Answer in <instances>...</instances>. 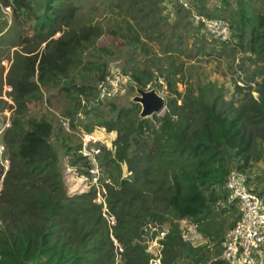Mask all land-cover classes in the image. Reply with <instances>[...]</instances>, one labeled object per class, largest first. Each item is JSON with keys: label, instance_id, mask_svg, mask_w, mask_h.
Here are the masks:
<instances>
[{"label": "trees", "instance_id": "1", "mask_svg": "<svg viewBox=\"0 0 264 264\" xmlns=\"http://www.w3.org/2000/svg\"><path fill=\"white\" fill-rule=\"evenodd\" d=\"M156 1L113 0L119 8L117 16H130L134 22L123 18L107 30L101 22L85 19L80 4L71 0H0V44L21 46L14 51L4 78L11 88L12 104L2 97L0 85V118L5 109H13L3 136L10 148L9 155L4 151L10 165L0 171V264H117L115 241L123 247L121 264H150L149 241L158 233L150 226L167 231L161 242L162 264L210 260L203 246L184 238L182 220L194 222L217 246L211 264H228L221 257L225 227L217 208L228 202L226 183L231 172L245 173L264 156V13L257 14L250 0H223V6L232 9L229 16L237 38L233 50L259 54L263 62L257 96L236 83L235 92L227 98L225 87L200 77L179 90L175 73L180 68L174 61L180 53L210 58L214 50L195 44L190 52L192 11L173 0H161L177 6L179 14L173 23L179 33L169 35L174 42L166 41L162 34L168 20L157 12ZM7 7L10 24L3 12ZM197 27L205 32L202 24ZM28 30L33 34L28 35ZM105 32L124 38L129 54L150 53L153 41H159L164 55L156 50L142 63L131 57L122 69L141 85L156 72L165 75L164 116L142 117L139 103L112 102L122 98L118 97L84 108V118L76 119L81 96L95 95L97 82L111 67L109 60L116 50L96 44ZM53 89L64 92L72 103L62 115L71 118L74 129L94 131L98 124L117 132L113 147L102 146L99 156L107 214L114 216V225L105 216L103 204L94 200V186L76 197L68 193L65 164L54 141L61 146L66 165L87 173L82 166L89 160L81 152L78 135L63 127L62 115L29 112V102L39 101L45 90ZM103 104L109 109L100 108ZM108 111L114 115L107 117Z\"/></svg>", "mask_w": 264, "mask_h": 264}, {"label": "rangeland", "instance_id": "2", "mask_svg": "<svg viewBox=\"0 0 264 264\" xmlns=\"http://www.w3.org/2000/svg\"><path fill=\"white\" fill-rule=\"evenodd\" d=\"M74 1L76 4H80V14L87 15L85 19H91L90 23L97 24L101 22V24L108 30L109 24L117 25L118 21L127 18L129 21L134 22V20L130 16H120L119 8L113 4V0H71ZM251 5L255 8L256 13L263 12L264 13V0H250ZM192 8L197 13H201L205 16L208 13H212V16L223 17L226 18L232 23L231 16H229V12L232 11L231 7L223 6V0H190ZM98 4V5H96ZM113 4V5H112ZM154 6L157 8V12L160 11L163 16H167L165 20H168L165 25L164 29L166 34H162L163 38L167 41L168 39L171 42H174V38H169V35L177 37L178 30H176L177 26H174L173 23L179 17L177 15L176 7L174 5L168 6L162 3L161 0H158L154 3ZM191 10V9H190ZM239 10V8L234 9ZM192 11V10H191ZM4 14H7L9 19V24L11 23L10 19V12L11 9L9 7L4 8ZM157 14V13H156ZM186 17H183V20ZM82 19H77L79 22ZM165 22V21H163ZM191 27L194 31V34L188 39V45L191 46V51L194 52L197 45L203 44L207 46V50L212 51L213 55L210 58L202 57L197 55L195 57L188 58L187 55H183L180 53L178 59H175V64L179 66L180 70L176 71L175 78L178 81V88L180 91L184 90L185 84L188 82L195 81L198 77L200 80H207L211 82H215L219 86H223L226 88L227 98H229L235 91L236 83L241 86H246L245 88L248 89L250 93L254 96H257L256 89L258 88V84L262 81L263 75H260L259 72L262 70V61L260 59L259 54H253L242 51L240 48L233 50L234 46L236 45L237 38L234 36L235 31L232 28L233 36L231 40L223 44L220 40L208 35L203 29H199L197 26L198 24L192 19L189 20ZM137 28H139L137 26ZM156 29V28H155ZM154 29V30H155ZM160 32H161V28ZM157 28V30H159ZM139 30V29H137ZM29 34H33L32 30H28ZM60 33H57L55 37H59ZM143 39L147 40L144 36ZM198 39V40H197ZM159 41H153V46L150 53H142L141 50L134 51L133 54H129L130 49L126 44L124 38L115 36L111 32H105V34L98 39L96 42L97 46L111 48L116 50L114 57L110 58V64L112 65H119L121 68L126 66L125 60L131 59L134 57L140 62H146L149 58H152V52H158V55H164L163 47L161 46ZM197 42V43H195ZM171 44V43H169ZM197 44V45H195ZM46 43L41 44L39 50L42 51L45 47ZM195 46V47H194ZM213 48V49H212ZM16 49H21V46H9L3 42L0 44V85L2 87V94L3 98L7 99L9 103H13L11 97L9 96V91L11 88L9 85L6 84L4 78L12 64V59L14 56V51ZM167 55V54H166ZM136 56V57H135ZM149 59V60H150ZM118 61V63H117ZM149 66L152 68V62H149ZM155 67V66H153ZM93 75H91L92 77ZM162 77L167 81L164 74L156 72L155 75L150 79L154 80L155 78ZM3 78V80L1 79ZM149 80V81H150ZM148 82V81H146ZM145 82V83H146ZM96 84V83H95ZM168 85V84H167ZM137 94L134 91H131L126 96L114 100L112 102L123 105L128 104L130 102H134V97ZM29 112L31 115L35 116H42L44 114H51L55 113L58 115H62L67 112L68 109L72 107V103L66 97L64 92L59 91L58 89H53L50 91L45 90V94L42 99L39 101H32L29 102ZM109 109L108 104H103L100 108ZM142 110V105H141ZM13 114V109L7 108L3 111L2 116L0 118V145H4L7 149V154L10 153L9 145L3 140L4 136V129L8 128L11 123V118ZM110 115H114L113 112L108 111L107 117ZM63 116V115H62ZM11 117V118H10ZM152 117V116H151ZM94 133L100 136L104 143L107 146L111 147L113 140L116 138L117 132L116 131H108L106 128L99 126L98 124L95 125ZM76 143L77 140L73 137ZM55 145L60 151L61 161H63V165L65 164V183L67 186V190L70 196H78L82 192H85L89 189V181L88 178L82 176L81 172L77 169L71 168V166L66 165L67 161L64 160V153L61 149V146L56 142ZM0 154V171L1 167H4L6 171L8 169V164L3 161V158L6 155ZM9 158V157H8ZM10 160V159H9ZM233 169L236 167V163L232 162ZM125 172L127 173L126 167ZM236 171V170H235ZM240 173V171H239ZM247 179V186L252 190H256L257 192L263 191L264 192V156L262 160L254 162L253 166L248 169L245 173L241 172ZM3 174L1 176L0 182L2 181ZM264 199V194L262 196ZM229 201L222 202L217 208L218 210V219L224 222L225 231L230 227V225L238 218V210L237 207L234 208ZM223 207H227V211H222ZM234 208V209H233ZM180 226L182 228L183 236L186 240H189L194 246H203L202 251L207 253L209 259H206L205 262H200L199 264H211L212 259L216 257V247L214 242L210 243L208 239H206L197 229L194 222L191 220H182L180 222ZM156 240H151L149 242L148 250L152 253H157L159 246ZM120 261V259H119ZM119 264V263H118ZM180 264H192L189 260H182Z\"/></svg>", "mask_w": 264, "mask_h": 264}, {"label": "built area", "instance_id": "3", "mask_svg": "<svg viewBox=\"0 0 264 264\" xmlns=\"http://www.w3.org/2000/svg\"><path fill=\"white\" fill-rule=\"evenodd\" d=\"M181 3L185 8L192 10L193 20L197 24H202L205 32L222 42H229L232 38V26L228 19L223 17H208L201 13H197L192 8L189 0H173ZM118 63V61H117ZM142 88L145 91H155L165 100L164 107L157 112L158 116H164L167 111L168 85L164 78L156 77L145 84H139L138 81L129 72H125L119 65H112L109 72L100 79L96 84V93L88 99L81 96L82 108L77 113L76 119L84 118L83 109H91L102 101L124 97L131 91L138 94L137 89ZM153 116V115H152ZM63 127L67 131H73L81 140V152L88 157L89 164L82 166L87 173L82 176L88 178L90 187L96 188L95 201L103 204L104 214L107 216L111 225L115 224V218L107 214L106 189L104 186L103 169L100 164L99 156L102 153V146H107L102 138L94 131H86L78 127H72L71 118L68 116H60ZM109 149L113 147L107 146ZM5 151V146L0 145V154ZM3 161L10 165L8 157H4ZM128 174V173H127ZM106 182L110 179H105ZM226 188L228 189V201L234 203L238 210V219L231 225L224 234L222 241V258L228 264H264V199L257 192L247 186V179L238 171H233L228 177ZM152 230L158 231L154 238L158 242V252L152 253L150 264H162L161 248L162 240L166 235V230L159 231L158 227L150 226ZM150 240V241H151ZM149 241V242H150ZM119 254H117L116 263L121 264V254L123 247L115 241ZM120 259V261H119Z\"/></svg>", "mask_w": 264, "mask_h": 264}, {"label": "water", "instance_id": "4", "mask_svg": "<svg viewBox=\"0 0 264 264\" xmlns=\"http://www.w3.org/2000/svg\"><path fill=\"white\" fill-rule=\"evenodd\" d=\"M138 94L134 97V102L142 105L140 115L150 117L159 112L165 105V100L155 91H145L142 88L137 89Z\"/></svg>", "mask_w": 264, "mask_h": 264}]
</instances>
